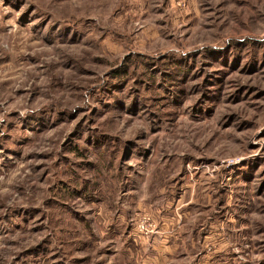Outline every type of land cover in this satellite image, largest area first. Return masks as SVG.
Wrapping results in <instances>:
<instances>
[{
  "label": "rangeland",
  "instance_id": "obj_1",
  "mask_svg": "<svg viewBox=\"0 0 264 264\" xmlns=\"http://www.w3.org/2000/svg\"><path fill=\"white\" fill-rule=\"evenodd\" d=\"M0 264H264V0H0Z\"/></svg>",
  "mask_w": 264,
  "mask_h": 264
}]
</instances>
